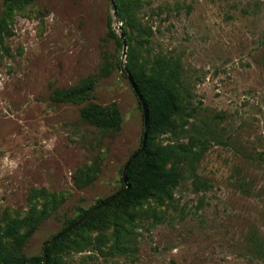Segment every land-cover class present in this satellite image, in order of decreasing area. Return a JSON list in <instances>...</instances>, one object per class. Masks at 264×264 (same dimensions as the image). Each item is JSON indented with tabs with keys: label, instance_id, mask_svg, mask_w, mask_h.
<instances>
[{
	"label": "rangeland",
	"instance_id": "1",
	"mask_svg": "<svg viewBox=\"0 0 264 264\" xmlns=\"http://www.w3.org/2000/svg\"><path fill=\"white\" fill-rule=\"evenodd\" d=\"M136 1L151 32L144 47L137 34L128 41L117 0L115 8L112 0H0L2 225L33 228L23 254L41 257L71 221L120 192L144 133L129 56L145 70L177 59L185 116H194L187 128L215 140L196 165L206 187L196 189L184 169L171 197L132 209L128 254L111 255V225L93 224L76 233L85 249L60 264H264V0ZM86 80L92 89L81 100H56ZM86 106L119 128L87 124ZM177 140L159 133L155 142ZM81 172L93 176L89 185H80ZM42 211L50 214L36 224Z\"/></svg>",
	"mask_w": 264,
	"mask_h": 264
},
{
	"label": "trees",
	"instance_id": "2",
	"mask_svg": "<svg viewBox=\"0 0 264 264\" xmlns=\"http://www.w3.org/2000/svg\"><path fill=\"white\" fill-rule=\"evenodd\" d=\"M137 2L130 0L127 3L125 0H117V10L128 41L136 39L138 35L142 36L143 39L139 43L144 47L151 37V32L150 28L142 26V22L138 19V8H135ZM3 23L0 21V43H3ZM135 34H137L136 37ZM133 48L132 46V51ZM129 57V73L133 76L148 107L147 146L144 152L130 165L128 174L130 189L128 192L123 197L107 204L76 230L74 229L50 243L48 264H60L63 255L82 252L85 249L84 246L87 245L85 235H76V233L82 228H91L93 224L109 223L113 230V244L109 250L111 255H126L132 250L130 244L134 236L129 228L135 223V214L132 210L135 206L150 198L171 197L173 189L179 183L178 179L184 177V169L189 171L196 189L206 187V182L196 173V165L203 158L207 144L215 140L208 137L203 139V133L200 135L201 130L196 129L192 132L187 128L188 119L194 118V116H185L184 112L186 108L180 87L181 62L177 59H158L149 70H145L137 67L134 55ZM91 85V81L86 80L75 89L57 91L55 98L61 102L81 100V94L90 91ZM80 117L87 124L103 130L119 128V122L114 117L95 106L82 108ZM159 133L171 134L178 140L166 145L157 144L155 140ZM184 138L187 139V142L181 141ZM79 176L82 187L93 181V176L89 172H81ZM122 183L124 187L121 191L126 187L123 178ZM52 204L53 207L57 205L55 200L52 201ZM49 214L47 211H42L34 217V222L36 224L42 222ZM83 214L81 219L88 213L84 212ZM75 222L71 221L70 226ZM33 232L32 228L21 233L18 222H11L3 226L0 217V264H44L43 255L29 258L23 254V247ZM74 234L76 237H73Z\"/></svg>",
	"mask_w": 264,
	"mask_h": 264
},
{
	"label": "water",
	"instance_id": "3",
	"mask_svg": "<svg viewBox=\"0 0 264 264\" xmlns=\"http://www.w3.org/2000/svg\"><path fill=\"white\" fill-rule=\"evenodd\" d=\"M112 5L115 8V6H116L115 0H112ZM121 39H122L123 44H124L123 47L126 48L125 46L127 44H126V40H125V34L123 32L121 33ZM125 71H126V74H127L128 81L131 84L130 86L134 90V92L137 95L138 100H139V102H140V104L142 106L143 118H144V125H143L144 126V133H143L142 145L139 148V150H137L133 154V156L129 159V161L124 165V168H123L122 178H123V182L125 183L126 187H125V189L123 191L113 195L108 200L104 201L102 204H99V206H97L94 210H92L85 217H83L82 219L78 220L77 222H75L74 224L69 226L67 229L61 231L59 234L55 235L47 243H45L46 245H45L44 251H43L44 264H48V251H49L50 243L56 241L57 239L61 238L64 235L70 233L74 229L76 230L77 227H79L80 225L85 223L87 220L92 218L100 210H102L104 207H106L107 204H110V203L116 201L117 199L123 197L128 192V190L130 189L129 177H128L130 165L139 157V155H141L144 152V150H145V148L147 146L148 132H149V126H148L149 125V112H148V107H147V105H146V103L144 101V98L140 94L138 86H136L137 84H136L133 76L126 69H125Z\"/></svg>",
	"mask_w": 264,
	"mask_h": 264
}]
</instances>
